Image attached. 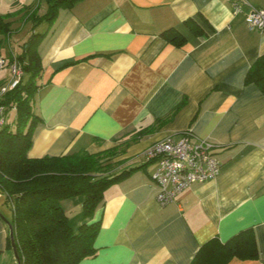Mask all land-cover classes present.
I'll return each instance as SVG.
<instances>
[{
	"label": "crops",
	"instance_id": "obj_1",
	"mask_svg": "<svg viewBox=\"0 0 264 264\" xmlns=\"http://www.w3.org/2000/svg\"><path fill=\"white\" fill-rule=\"evenodd\" d=\"M48 9V0H0V15L12 23L11 33H0V57L20 56L32 33H44L28 156L117 147L114 172L132 169L89 219L102 220L97 254L80 264H190L211 238L248 227L259 258L227 264H264V93L246 82L264 54V31L234 14L229 0H77L39 21ZM169 28L185 36L182 46L162 36ZM11 77L0 69L2 85ZM187 133L215 144L221 173L162 206L146 150ZM62 206L77 229L83 197ZM12 214L0 190V264H18L3 218Z\"/></svg>",
	"mask_w": 264,
	"mask_h": 264
},
{
	"label": "trees",
	"instance_id": "obj_2",
	"mask_svg": "<svg viewBox=\"0 0 264 264\" xmlns=\"http://www.w3.org/2000/svg\"><path fill=\"white\" fill-rule=\"evenodd\" d=\"M48 1V12L39 21L53 20L61 6L71 7L77 0ZM6 18L0 15L2 34L12 32V23ZM43 36L42 32H34L23 43V52L17 57L23 69L21 80L0 96V106L5 108V123L0 129V190L12 204L11 223L20 264H80L84 258L97 254L95 239L102 220L89 222V219L104 204L108 187L129 175L132 169L117 173L112 170L114 163H103L104 158L116 156L114 148L100 153L82 150L61 156H28L39 120L34 99L42 70L38 46ZM162 36L177 46L186 40L176 28L164 30ZM246 82H254L264 93V54L252 65ZM2 86L0 83V89ZM12 110L17 116L14 122H9ZM75 196L83 197V218L77 229L72 227L62 206L63 199ZM9 243L12 246L11 239ZM259 256L255 230L248 227L225 241L211 238L201 245L190 264H227L234 257Z\"/></svg>",
	"mask_w": 264,
	"mask_h": 264
},
{
	"label": "built area",
	"instance_id": "obj_3",
	"mask_svg": "<svg viewBox=\"0 0 264 264\" xmlns=\"http://www.w3.org/2000/svg\"><path fill=\"white\" fill-rule=\"evenodd\" d=\"M234 14L245 13V21L251 29L264 31V7H256L248 0H229ZM245 7H249L245 11ZM8 67L11 79L0 89V96L14 88L21 80L23 69L17 57L12 60L0 57V69ZM4 106H0V129L5 123ZM215 144L204 138L192 139L186 134L178 140L165 138L146 150L148 160L154 162L151 178L157 188V200L164 206L194 182L215 179L222 165L215 153Z\"/></svg>",
	"mask_w": 264,
	"mask_h": 264
},
{
	"label": "water",
	"instance_id": "obj_4",
	"mask_svg": "<svg viewBox=\"0 0 264 264\" xmlns=\"http://www.w3.org/2000/svg\"><path fill=\"white\" fill-rule=\"evenodd\" d=\"M6 221V223L8 224L9 230H10V239H11V245L17 260V263L20 264V255L18 253V249H17V243H16V238H15V231H14V226L12 225L11 221L8 220L7 218L3 217Z\"/></svg>",
	"mask_w": 264,
	"mask_h": 264
},
{
	"label": "rangeland",
	"instance_id": "obj_5",
	"mask_svg": "<svg viewBox=\"0 0 264 264\" xmlns=\"http://www.w3.org/2000/svg\"><path fill=\"white\" fill-rule=\"evenodd\" d=\"M16 116H17V112L12 110L10 112L9 122H14V120L16 119ZM114 149H116V152L119 151V148H117V147H115ZM102 161H103L104 164L109 163V162L114 163L113 159H111L110 157H106ZM117 166H118V164L114 163V165H112V170L115 171V167H117Z\"/></svg>",
	"mask_w": 264,
	"mask_h": 264
}]
</instances>
